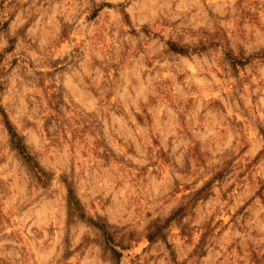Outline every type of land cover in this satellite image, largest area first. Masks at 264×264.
<instances>
[{
	"label": "rangeland",
	"instance_id": "374dc122",
	"mask_svg": "<svg viewBox=\"0 0 264 264\" xmlns=\"http://www.w3.org/2000/svg\"><path fill=\"white\" fill-rule=\"evenodd\" d=\"M0 264H264V0H0Z\"/></svg>",
	"mask_w": 264,
	"mask_h": 264
},
{
	"label": "trees",
	"instance_id": "16d2710c",
	"mask_svg": "<svg viewBox=\"0 0 264 264\" xmlns=\"http://www.w3.org/2000/svg\"><path fill=\"white\" fill-rule=\"evenodd\" d=\"M4 125L10 136L12 147L18 152V154L24 159V161L28 165L32 167H35V166L37 167L36 161L34 160L33 156L30 153H28L22 138L15 131L14 127L9 122V120H7L5 117H4ZM66 201H67L68 218L75 217L78 219H84L86 222H89L90 224H92L96 229L100 230V232L106 237L108 242H112V244H114L112 237H110L111 233L107 229V225L104 223H101L99 220H95L92 217H88L85 215L82 209V205L69 183L67 184ZM163 227H164V224L163 225L156 224L154 228L152 229V231H150V233L147 234L148 239L153 240L158 234L159 236H162L163 233L161 232H162ZM106 235L108 236V238ZM110 248L114 255H119V252L115 248H113L112 246Z\"/></svg>",
	"mask_w": 264,
	"mask_h": 264
}]
</instances>
